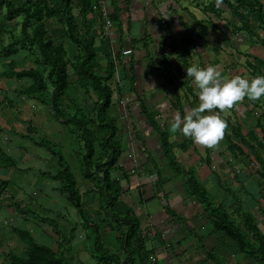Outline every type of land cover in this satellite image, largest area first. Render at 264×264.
Segmentation results:
<instances>
[{
	"label": "rangeland",
	"instance_id": "374dc122",
	"mask_svg": "<svg viewBox=\"0 0 264 264\" xmlns=\"http://www.w3.org/2000/svg\"><path fill=\"white\" fill-rule=\"evenodd\" d=\"M10 1L16 6H21L26 0ZM31 1L33 4L43 2L49 7L59 3V0ZM229 1L235 6L238 5L236 0ZM261 1L264 3V0ZM197 2L204 4L205 8V4L215 3L216 0H193L191 4ZM93 3L91 2V5ZM224 8L225 11L220 18L213 14L214 16L207 15L208 19L204 17V20L198 19L195 14L191 15L188 11L187 14L191 19L188 22L194 29L182 24L181 30L192 33L193 41L181 43L163 36L157 43L148 42L149 52L146 50L145 53H148L146 58L150 60L152 69L154 71L160 70L161 67L173 69L169 72L170 80L166 79L165 85H174L172 100L177 99V103H173L172 108L179 112L186 113L199 104L193 78L187 77L186 72V68L192 64L202 67L219 65L223 76L228 79L235 75L245 78L264 75L262 26L255 21L252 13L243 7L238 15L230 11L228 6ZM73 12L84 32V22L80 16L78 2L74 3ZM88 18L92 22L91 29L95 38L96 71L99 74H106L111 63L115 69L112 78L108 81L113 95L106 119L115 124L116 135L113 141L121 150L116 157V165L110 169L111 179L120 182L122 186L120 199L128 202L134 214H137L139 212L135 208L137 202H134L135 193L130 184L131 176L139 174L147 175L149 178L157 173V176L159 175L157 181L158 179L162 181L164 176L171 193L174 191L175 181L168 175H179L184 182V192L201 203L203 220L206 221L207 217L211 219L210 210L213 206H220L234 223L243 229L250 243L258 247L259 243L247 227L243 213H250L260 232L264 234V98L257 101L245 98L232 109L221 113V118L227 123L224 136L215 147L205 146L207 154L203 156L205 165H209L211 172L217 176H211L212 179L207 182L205 189L211 205H204L193 191L188 175V172H192L203 186L201 179L204 177L201 176L199 179L197 166L184 168L185 172H176L171 167L169 159L164 158L166 165L163 153L160 156L158 148L153 147L162 143L153 145L150 142L148 145L145 134L140 132L141 117L133 121L143 114L139 110L140 102L137 95L127 90L125 86L123 62L133 61V56L140 52L138 43L136 41L127 43L123 38L114 36V25L108 27L107 17L100 16L98 12L93 10ZM23 20V15L9 18L6 7L0 6L2 39L0 42V264H22L21 261L29 259L31 253L42 256L44 253L40 250L35 251V245L51 249L56 256L63 257L70 264H167L171 253L175 261H179L178 264H192V258H196L197 261L201 258L199 264H205L209 259L213 264H231V262L232 264H263L258 257H253L249 250H243L235 258L227 255L228 259H225L221 253H218V248L216 255L213 250L206 248L204 237L200 238L203 252L198 257L193 248L197 241L190 227H188L190 236L186 239L187 247L168 251V248L173 249V244L170 243V247H166L165 258H159L160 248L153 246V240L158 235L148 230L145 218L143 217L141 221L139 216V231L142 232L144 239L148 240L145 241L140 254L139 251L133 257L128 256L121 245L123 238L121 231L126 229V226L113 220L105 212L102 178L100 175L90 176L85 172L82 158L87 150L75 131V125L69 120L70 117L76 116L83 121V126L91 130L101 123L96 111L98 93L92 88L81 87L76 72L79 48L68 37L65 25L57 18L44 20L47 36L55 45L64 46L67 53L69 86L60 100L66 116V119H63L55 113L51 104L52 87L49 83L44 92L30 95L28 92L33 79H18L13 75L31 68L44 76L47 74L37 47L22 43L17 45L16 51L12 54L5 48L11 42L22 38ZM205 22L209 25L206 28L203 25L201 28V24ZM247 26H250L249 31L246 30ZM170 32L172 35L179 33L178 30L176 32L170 30ZM127 50L131 52L125 54L124 51ZM168 51L171 55L165 60ZM173 76H176V80H173ZM144 92L146 94L145 90ZM129 108H132L130 112L137 116L128 114ZM153 108L151 107L150 111L160 122H157L159 128L155 129V137L161 141L160 133L167 131L168 124L161 122L162 114ZM196 145L200 146L188 137L184 143H181V148L186 149ZM174 146L178 147L176 143ZM176 150V154H179L178 148ZM213 152L219 160L214 155L209 156V153ZM94 153L93 171L99 172L110 154V149L101 138L95 144ZM151 155L152 157L154 155V160L148 163ZM8 157L15 163V167L7 166ZM218 163L221 164L216 166ZM64 168H69L77 181L85 210L84 216L78 214L74 204L64 194V184L52 178V175ZM145 186L141 184L138 187L140 202H144ZM224 193L227 197L226 201L218 202L217 200L222 199ZM151 206H159V201H154ZM165 208L171 215L177 216L175 208L168 205ZM87 223L99 226L104 248L102 255L94 247V236ZM213 229L209 233L211 236H215ZM166 243L168 241H165ZM205 250L206 253L203 255ZM180 255L182 258H177ZM35 260L32 258V261Z\"/></svg>",
	"mask_w": 264,
	"mask_h": 264
},
{
	"label": "trees",
	"instance_id": "16d2710c",
	"mask_svg": "<svg viewBox=\"0 0 264 264\" xmlns=\"http://www.w3.org/2000/svg\"><path fill=\"white\" fill-rule=\"evenodd\" d=\"M238 5H233L229 0H223L220 7H216L215 3H209L204 11L217 18L225 11L224 7H229L230 11L239 14L243 7L246 11L252 13L253 18L258 22L264 30V3L261 0H236ZM4 5L7 9V16L13 18L16 15H23L22 22V38L11 42L5 48L11 54L16 51L17 45L28 44L38 48L42 58V64L46 68L47 74L44 76L34 68L25 69L14 73V77L18 79H33V84L29 89L30 95H38L47 89L48 83L52 87L51 104L55 113L63 119H66L65 113L61 105V98L65 95L69 86L67 79L68 63L66 61V50L62 45H55L47 36L46 29L43 25L44 20L57 18L62 22L67 30L68 37L79 48L80 55L76 63V72L83 88H92L98 93V101L96 104L97 118L101 123L95 129H88L83 126V121L76 116L70 117V122L75 125V131L83 141L86 147V154L82 158V164L85 172L90 176L100 175L102 178V192L105 196L104 210L112 217L113 220L119 222L126 229L122 230L123 238L121 245L126 250L129 257H133L136 252L141 253L144 248L145 241L142 232L139 231V218L134 214L132 208L120 199L122 194V186L120 182L113 181L110 177V169L116 165V157L121 153L120 147L113 141L116 135V127L113 121L106 119V113L112 105L113 91L108 81L114 74V65L111 63L106 74H99L94 66L96 52L94 49L95 38L92 34V22L88 15L93 11L91 0H79L80 16L84 22L85 31L82 32L78 19L74 15L73 0H59L54 7H49L43 2L33 4L31 0H26L21 6L14 5L10 0H0V6ZM216 24V23H215ZM247 31L250 26H247ZM0 42H2L0 36ZM141 112L146 116L148 122L155 129L159 128L154 115L150 112L144 102L141 104ZM102 139L105 145L110 149V154L103 167L97 171H93L92 159L95 152V144ZM162 148L164 155L169 159L171 167L176 172H185V169L178 163L173 145L169 141L166 132L160 133ZM150 156L148 163L149 162ZM7 166L15 167V163L8 157ZM190 184L193 191L199 196L200 201L204 205H211V200L207 190L199 183L192 172H188ZM159 177V175H158ZM52 178L59 180L64 184V194L74 204L80 216H84L85 210L82 205V196L77 187V181L69 170L64 168L59 173L52 175ZM161 181L158 179L157 185L161 187ZM211 221L214 225V234L219 242L234 256H237L243 250H249L253 257H258L264 264V234L260 232L258 226L254 223L250 213H243L246 218V225L252 231L254 238L258 241L259 246L250 243L243 229L234 223L229 214L220 206H213L210 210ZM54 226L55 223H52ZM89 224V223H87ZM94 236V247L99 254L104 253L101 234L97 224H89ZM35 251L40 250L44 253L42 256L31 253L30 258L22 260V264H70L63 257H58L49 248L45 246H34ZM35 258V261H32ZM116 259V258H115Z\"/></svg>",
	"mask_w": 264,
	"mask_h": 264
},
{
	"label": "crops",
	"instance_id": "0c3cea01",
	"mask_svg": "<svg viewBox=\"0 0 264 264\" xmlns=\"http://www.w3.org/2000/svg\"><path fill=\"white\" fill-rule=\"evenodd\" d=\"M73 1L76 3L79 0ZM94 1L95 0H91L92 3ZM103 1L105 3L107 19L113 21L114 36L118 37L119 39L123 38L127 43L136 41L138 43V47L140 48V52L133 56V61L126 60L123 62L125 65V78L123 80L125 82V86H127V90H131L132 93L137 95V98L140 102V112V106L142 102H144L149 110L151 107H154L153 110H156L158 113L162 114L161 116L163 118L161 122H166V124H168L167 131L163 132H166L170 136L169 141L173 145L174 153L178 163L186 169L189 167L195 168L197 166L196 171L198 175H200L199 179H201V176L202 178L204 177L201 179V182L203 183L204 188H206V185H208L207 182L212 179L211 176L214 175L217 177L211 172L212 169H210L209 165L206 166L204 163L203 156L204 154H207L205 153L207 152L206 147L204 145H196L192 146L191 148L188 147L186 149H182L181 143H184L188 137L183 136L179 132L173 133L171 131V125L175 122L176 116L179 115L180 117H183L185 114L183 111L179 112L172 108L173 103H177V99L172 100L175 89L174 85H165L166 79L170 80L169 72L173 69L168 70L166 67H161L160 70L157 69V71H154L152 69L153 66L151 65V62H149L150 60L146 58L148 53H145L146 50L149 52L148 42L157 43L161 41L163 36L167 39L170 37L171 40L179 41L181 43H187L191 41L193 39L192 33H189L184 29L181 30V25L185 24V27L191 26V23L188 22V20H191L190 16L187 14L188 11L191 13V15L195 14L198 19H203L204 17L208 19L207 15L209 14L204 11V4L197 2L196 4L192 5L191 3L193 0ZM208 4L205 5L207 6ZM200 16L203 17L200 18ZM105 20L106 19L104 18L103 21L105 22ZM203 25L206 28L209 23L205 22L201 24V28ZM192 29L194 28L192 27ZM170 30H173L174 32L178 30L179 33H174L172 35ZM150 46H152V44H150ZM170 55L171 54L168 51L165 60L168 59V56L170 58ZM173 80H176V76H173ZM144 90L146 91V94ZM132 108L135 109L136 107ZM132 108H129L128 114L137 116L130 112ZM141 114L143 113L141 112ZM139 117L141 118L139 119ZM137 118L141 121L140 130H142L140 132L145 134L147 144L150 145L149 143L151 142V144L156 145L161 142L159 141V138L156 139L155 128L150 125L146 116L144 114L140 115L133 121L135 122ZM157 122L160 123L159 121ZM173 138H175L176 141H173ZM174 143H176L178 147L174 146ZM153 147L158 148V153H160V156H162L163 153V160L165 163L166 161L164 158L167 159V157L164 155L162 145ZM177 148L180 151L179 154H176ZM210 155L211 157L214 155V157L219 160L214 152L209 153V156ZM153 158L154 155L153 157L151 155L150 160H154ZM221 163L216 164V166H219ZM214 166L215 165L213 164V167ZM170 176H172L173 181H175V186L173 187L174 191H171V193L169 191V185L165 183L164 176H162L161 179L163 184H161V187H158L157 173L150 176L149 178H147V175L140 176L139 174L131 176L130 178V184L134 190L133 192L135 193L134 202H137L135 208L139 212L136 215L139 216L141 221H143L144 217L146 220V226L149 228L148 230H152L155 235H158L153 240V246L155 248H160L158 251L159 258H165L166 247H170V243L173 244V249L168 248V251L187 247L186 239L190 236L188 227L193 230V237L197 241V243H194L193 248L196 250L195 253H197L198 257H200L203 252V248H201L202 242L200 241L201 237L205 238L204 242L206 248L208 247L210 251L213 250L215 254L219 248L218 253H221V256L225 259H228L227 255L232 258L237 257L238 255H231L219 242L216 236H211L209 234L212 232L214 225L209 217L205 218L206 221L203 220L201 203L195 199H192V196H190L187 192H184V182L182 181V177L179 175L175 176L174 174L168 175V177ZM141 184L146 185V191L143 195L145 204L144 202H140L141 197L138 192V187L141 186ZM222 197V199H218L217 201H226L227 197L225 196V193ZM156 200L159 201V206H151ZM127 204L129 205L128 202ZM167 205L177 210V213H175L177 215L176 217L171 215L168 209L165 208ZM165 241H168V243L165 244ZM150 243L152 244V241H150ZM206 250L203 255H205ZM162 252L164 254H162ZM189 256L192 258L191 254ZM185 257L186 256H183V258ZM177 258H182V256L180 255ZM192 259V264H199V260L201 258H198V261L196 258ZM231 261L233 260L231 259ZM178 262L179 261H175V257H173V254L171 253L167 260V264H178ZM205 264H213V262L209 259L207 262H205Z\"/></svg>",
	"mask_w": 264,
	"mask_h": 264
},
{
	"label": "clouds",
	"instance_id": "9594fccd",
	"mask_svg": "<svg viewBox=\"0 0 264 264\" xmlns=\"http://www.w3.org/2000/svg\"><path fill=\"white\" fill-rule=\"evenodd\" d=\"M221 3L222 0H216V7H220ZM186 72L187 77L193 78L199 104L190 108L183 117L177 115L171 131L179 132L197 144L215 147L227 127L221 113L245 98L252 101L264 98V75L253 78L235 75L228 79L223 76L219 65L202 67L197 64L187 67Z\"/></svg>",
	"mask_w": 264,
	"mask_h": 264
},
{
	"label": "built area",
	"instance_id": "2783aa9c",
	"mask_svg": "<svg viewBox=\"0 0 264 264\" xmlns=\"http://www.w3.org/2000/svg\"><path fill=\"white\" fill-rule=\"evenodd\" d=\"M93 10L96 11V12H98L100 14V16L107 17V15H106V9H105V3H104L103 0H97L93 4ZM107 25H108V27H112L113 26L112 21L107 19ZM130 52H131L130 50L124 51L125 54H128Z\"/></svg>",
	"mask_w": 264,
	"mask_h": 264
}]
</instances>
